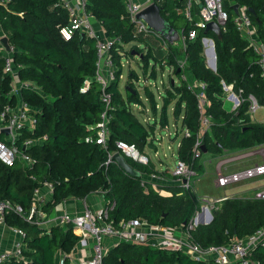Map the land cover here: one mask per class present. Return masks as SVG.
Instances as JSON below:
<instances>
[{"label":"trees","instance_id":"16d2710c","mask_svg":"<svg viewBox=\"0 0 264 264\" xmlns=\"http://www.w3.org/2000/svg\"><path fill=\"white\" fill-rule=\"evenodd\" d=\"M162 8L161 14L176 28L182 15L176 7L186 0H153ZM202 1V0H201ZM251 18L255 33L264 44V0H233ZM86 12L93 15L107 36L113 41L110 51L116 66L115 79L108 82L105 90L110 93L107 107L109 134L105 145L97 143V129L101 122L104 104L99 101L100 85L94 79L96 67L95 38L75 32L64 39L60 28L68 21V12L59 0H9L0 5V34L7 37L12 48V63L16 67L22 103L33 114L32 130H21L15 142L18 150L32 158L27 164L16 157L10 164L0 161V200H9L22 207L21 213L8 212L5 222L24 232V247L19 258H11L2 264H54L57 250L68 252L78 239L71 224L52 225L48 230L35 222L25 220L34 189L44 183L52 186V201L66 197L85 198L101 190L105 203L114 201L109 219L115 226L122 220L135 217L151 224L184 227L200 207V201L190 189L178 185L168 186L170 193L162 195L145 183L141 175L157 172L150 160L145 163L124 155L125 160L140 176L125 172L115 161H104L108 152L119 151L116 140L133 144L139 153L149 143L156 124L168 123L167 106L174 100L172 113L180 126L177 136L184 129L176 149L177 158L195 174L204 170L202 160L206 155H221L249 149L264 143V123L252 121L247 113L248 102L241 101L232 110L223 107L222 82L231 84L232 90L242 97L253 94L259 105L264 104V80L260 75L257 54L248 39L237 28L232 5L222 0L227 18L221 28L222 36L216 38L211 30H201L194 39L186 41L183 52L180 47L167 45L163 56H155L147 42L141 45V37L133 35V23L125 8L124 0H84ZM198 10V4H192ZM197 6V7H196ZM251 8L253 12H248ZM192 10V9H191ZM183 31L193 27V22L182 19ZM213 38L215 70L206 66L201 37ZM137 41H140L139 43ZM128 48L124 45L130 43ZM182 52L184 68L178 63L177 54ZM136 53V55H135ZM6 51L0 49V109L5 104L15 105L11 92L10 73L3 72ZM140 57L142 73L149 62V75L155 77V63L167 64L171 73L178 77L177 84L169 83L160 107L158 119L142 123L132 112L131 104H142L134 80L138 75L129 71L130 87L124 93L118 88L123 56ZM158 55V54H157ZM187 72L188 78L182 75ZM183 73V74H182ZM205 82L206 113L211 116L208 131H202L200 148L195 154V142L199 135L200 120L195 93L188 88L189 80ZM151 110L156 112V100L146 85L143 87ZM23 147L26 137L42 138ZM85 137L91 140H85ZM1 138V135H0ZM200 147V146H199ZM208 223L198 222L190 230L191 238L202 247L219 246L234 238H242L264 225V198L231 196L216 201L210 210ZM27 257V258H25ZM252 257L264 264V245L256 246ZM104 264H217L212 260H194L179 249L151 246L144 242L119 241L103 257ZM63 264H70L65 258ZM233 264V263H227Z\"/></svg>","mask_w":264,"mask_h":264},{"label":"built area","instance_id":"2783aa9c","mask_svg":"<svg viewBox=\"0 0 264 264\" xmlns=\"http://www.w3.org/2000/svg\"><path fill=\"white\" fill-rule=\"evenodd\" d=\"M9 0H0V5L6 6ZM61 5L66 8L68 12V21L60 28V33L64 39L70 38L75 32L83 33L85 36L95 38V52H96V67L94 73V79L100 85L99 101L104 104V110L101 112V122L98 124L96 142L105 145L106 137L109 134V128L107 126V107L110 105L111 95L105 90V86L108 82L115 79V65L111 55V45L114 40L107 37H102L98 34L95 25L93 23V15L86 12L84 0H59ZM125 8L128 12L131 22L133 23V35L136 37H146L153 33L152 30L147 28L146 23L143 20H136L135 14L146 6L150 0L139 2L137 0H124ZM192 4L200 5L198 18L192 19L189 13V8ZM185 17L193 22V27L189 28L186 32H180V38L182 44L185 46L186 41L194 39L198 36L201 30L205 29L207 22L216 21L222 28L227 14L222 7V0H187V8L184 13ZM238 30L248 39L252 50L257 54V63L260 69V75L264 80V44L258 37L252 35L251 18L245 11L239 13L235 17ZM1 37V36H0ZM205 36L201 37V44L203 47L204 59L211 67V62L215 59V54L212 52L213 42ZM11 47V46H10ZM3 46L0 43V49ZM4 49V48H3ZM5 50V49H4ZM6 51V50H5ZM11 52L6 51L7 55L4 58L3 72L12 73L16 71V67L12 63ZM169 72L171 67H169ZM17 72V71H16ZM27 85V83H24ZM206 84L200 80H192L188 83V88L195 93L197 99V109L199 111L200 129L199 135L195 142V154L199 153L201 139L199 138L202 131H208L211 125V116L206 113L205 106L207 103L204 93ZM222 88L224 93H230V98L233 100L232 109L239 106L241 101L246 100L248 102L247 113L250 118L256 109L260 106L257 99L253 94H248L245 98L241 96L240 90L234 92L231 84H225L222 82ZM35 118L32 113L26 110V106L21 102L20 105L5 104L0 109V161L6 164H10L16 157L27 164L32 163V158L18 150L15 142L21 133V130H32L34 127ZM188 136L189 132L184 129L182 134ZM46 136L42 138H30L26 137L22 140L23 147H27L33 142H41ZM85 140H91L89 137H85ZM115 145L124 155L130 156L140 162H146L147 158L138 153L136 147L133 144H128L123 140H116ZM114 152H108L107 158L104 161L107 164L112 160V154ZM171 176L176 178L182 189H190L191 179L195 176V172L188 167L183 161L177 159L173 167L169 170ZM264 174V157L261 162L244 167L242 169L224 173L220 170L216 172L215 183L217 186H225L231 183L240 182L249 178H253ZM153 178H162L157 173H151ZM141 183H143L141 181ZM52 191L50 183H44ZM38 192V187L34 189V195ZM30 203L28 213L25 216V220L29 222H40V202H37L34 198ZM254 198H264V187L255 190L253 193ZM225 197L213 200L211 203L205 197H198L201 205L198 210L190 217L182 229L183 234L177 235L174 233L175 227H169L159 224H151L140 219L138 217L122 220L115 226L109 219V213L113 210L114 201H108L103 206L92 209L89 206H85L83 211L75 213L73 215L64 214L57 218L59 224H71L72 228L77 230L80 242L82 244L89 243L91 253L90 257L79 262L78 264H104L103 257L106 253L103 241L107 236H115L122 238L126 241L144 242L155 247H163L166 249H179L184 251L190 258L194 260H212L217 264H261L259 260L252 257L253 249L258 245H264V225L256 228L252 233L242 238H234L229 243L219 246L202 247L198 243L194 242L190 235L192 230L202 214H208L210 211L209 205L212 208L216 201L224 199ZM215 201V202H214ZM209 203V204H208ZM21 213L22 207L18 204L12 203L5 199L0 200V226L5 223V216L8 212ZM204 214V215H203ZM15 231L20 239L14 242L13 249L11 251L0 252V264L11 258H19L22 256V248L24 246L23 238L24 232L14 227ZM88 239H90L88 241Z\"/></svg>","mask_w":264,"mask_h":264},{"label":"crops","instance_id":"0c3cea01","mask_svg":"<svg viewBox=\"0 0 264 264\" xmlns=\"http://www.w3.org/2000/svg\"><path fill=\"white\" fill-rule=\"evenodd\" d=\"M137 1L143 2L145 0H137ZM150 1L152 2L153 0H150ZM228 1L232 5V7H233V4L236 3L233 0H228ZM186 8H187V0L185 1V4L182 7H176L175 8L176 12L179 13L180 15H182V18L178 19L179 24L175 28V29H177V31L179 33L181 31H183V24H181L182 19L183 20L187 19L184 15ZM199 8H200V5L198 6V10H197V8L195 9L194 6H193V8H192V6L189 8V13H190V16L193 20L198 18ZM237 9H238L239 13H242L245 11V8L240 7L239 5H238ZM232 11H233V8H232ZM236 16H237V14L234 13V18ZM93 23L95 25V28H96L98 34L100 36H105V32L103 31L101 26H99V23L96 21L95 18L93 19ZM250 30L253 33L252 35L253 36L255 35L257 37V35L255 33V28L253 27V25L251 26ZM241 35H243V34L241 33ZM0 36H3V35L0 34ZM148 36L154 37V38H156V40L161 41L162 46H163V49H162L163 52L161 53L162 55H164L166 53V51H168L167 50L168 43L165 40H163L162 38H160L159 36H157L154 32L150 35H147L146 37H142V38H144V40L142 42H140L141 45H144L145 44L144 42H147L145 40L147 39ZM205 37H207V36H205ZM207 38H211V37H207ZM211 39L213 40V38H211ZM174 47H176V46H172V48H174ZM177 47H182L183 50L185 48V46L183 44L181 46H177ZM213 48H214V44H213ZM203 57H204V53H203ZM178 63L184 68V66H185V60L184 59L181 62L178 60ZM165 66H167L169 69V66L167 64H165ZM209 68L211 69V67H209ZM168 73H169V70H168ZM10 75H11V77H10L11 92L14 94L15 102L18 105H20L22 102L20 89L24 83H21V81L18 79V75H17L16 71L13 72V74L11 73ZM175 77H177V76L175 75ZM182 77L185 79L184 74L182 75ZM192 80H189V82ZM224 94H225L224 97L227 96L228 98H230V93H224ZM230 99H232V98H230ZM230 110H232V108ZM252 119H253V115L251 117V120ZM257 122H259V121H257ZM176 125H177V123H176ZM175 130H176V127H175ZM179 142H180V139H179ZM179 142H178V145H179ZM146 146H148V148L155 150L154 144L151 145L148 143ZM249 149L224 152L221 155H206L202 160L203 167L205 169V164H207V162L210 161V158L218 159L216 162V165H215V169H214L215 170V178H216V172L218 170H220L224 173H228V172L236 171V170L242 169L244 167H247V166L261 162V160L264 157L263 153H260L261 157H262V158H260V160H255L254 162L252 161V163H248V164H246V163H242L240 165L238 164V166H241L240 168L239 167H236V169L232 168V165H231L232 163H237L236 161L239 159H244V158L250 159L251 156L256 153L255 150L250 151ZM139 154H141L142 156H145L147 158L146 161L150 160L152 162V160L149 158V156L147 154H145L143 151ZM176 158H177V155H176ZM132 159H134V158H132ZM134 160H137V159H134ZM137 161H139V160H137ZM143 163H145V162H143ZM154 165H155V168L157 170V172H155V173L161 175L162 178H153L150 176L151 173L142 174L141 180L143 183H145L146 186L147 185L150 186L151 188H153L154 190H157L162 195H168L170 193V189L168 186H170V185L180 186V184L178 183L176 178L171 176L169 170L172 167H170V165L167 162H164L161 159H159V163L158 164L154 163ZM152 173H154V172H152ZM260 176H256V177H260ZM215 178H214V184H215V186H217L215 183ZM193 181H195V180H193ZM260 181H262V183H259ZM254 182H255V185L250 186L248 189L250 191V193L245 195V196H252L253 197V193L255 190H258V189L264 187V179H258ZM236 183H238V182H236ZM231 184H235V183H231ZM190 190L196 195L197 198L200 196L195 192V190L192 186V182H191ZM201 197L207 198L209 200V202L211 203L213 200H216V199H219L222 197L226 198V197H229V195H227V194H223V195H219V196H212V195L204 196L203 195ZM238 197H243V195H240ZM34 198L36 199L37 202H40V209H39L40 215L38 216L40 219V222L38 223V225L41 226L42 228L46 229V230H48L52 225L62 226L63 224H59L57 221V218H59L60 216H62L64 214L73 215L75 213H80L83 211V209L86 205L91 207L92 209H94V208L101 207L105 204L103 197H102L101 190H96V191L90 193L89 195H87L85 198L66 197L59 202L53 203L52 206L50 205L48 208L44 209L43 207L44 206L46 207L48 205V203L52 201V191L45 185L38 187V192L34 195ZM200 205H201V203H200ZM209 208L211 210L210 205H209ZM206 220H208V214H205L204 217H202V214H201V216L199 218V222L204 223ZM14 227L15 226L10 225L8 222L7 223L5 222L0 226V252L1 251H11L13 249L14 242L17 241L18 239H20V236L15 231H13ZM73 233L78 236L77 241L75 242L73 247L68 252L63 251L62 249L57 250L55 252V255H54V264H63V261L65 258L68 259L70 264H78L79 262L90 257L91 249H90L89 243L82 244L80 242L77 230L73 229ZM174 233L177 235H180V234L182 235L183 231H182L181 227H175ZM89 240L90 239H88V241ZM121 240L126 241L122 238H117L115 236L105 237L103 244H104L106 253L109 249H111L113 246H115ZM146 244H148V243H146ZM25 258H27V257H25Z\"/></svg>","mask_w":264,"mask_h":264},{"label":"rangeland","instance_id":"374dc122","mask_svg":"<svg viewBox=\"0 0 264 264\" xmlns=\"http://www.w3.org/2000/svg\"><path fill=\"white\" fill-rule=\"evenodd\" d=\"M102 37H107L106 32H105V36H102ZM143 40L144 38L141 39V41ZM145 41H147V44L150 46L155 56L157 57L163 56L161 54L163 52L162 50L163 46L160 40H156V38L148 36ZM137 42L139 43L140 41H137ZM130 44L131 42L124 45V48H128ZM180 48H181V51L183 52V48L182 47ZM182 52H180L176 56V58L180 62L183 60ZM120 60H121L122 69H121V73L119 74V79H118L119 90L122 93H124V87L125 86L130 87L128 73L129 71L134 70L136 74L138 75V79L134 80L133 85L138 90V93L142 100V104L132 103L130 108L132 112L137 116V118L142 123L147 124V123L153 122V120L158 119L160 107L163 101L162 96L166 94L165 93L166 86L169 87L170 86L169 83L171 81L177 84L178 78L175 77L173 72L168 73L167 66L163 65V67H160L161 65L160 63H158L159 61L155 63L156 64L155 65L156 74H155V77L153 78L149 75L152 59L150 60L149 62L150 65L148 66L145 73H142V68H141L142 61L140 60L139 57L123 56ZM205 64L208 66L206 62ZM184 76H185V79L188 78L187 72L184 73ZM144 85L150 88V91L156 100V112L155 113L151 110L150 105L146 99L145 93L143 92ZM173 103H174V100L171 103H169L167 106V111H166L167 119H168L167 125L161 128L159 127L158 124H156L153 136L151 137V139H149V142H153L155 150L148 148V146H145L143 149V152L149 156L152 162H154L155 164H158L159 159H161L162 161L167 162L170 165V167H173L174 163L176 162V159H177L176 149H177L180 136L182 134L181 132L177 136L174 135L175 127L178 128L180 126V115L178 117L179 119L177 120V125H176V122H175V119L172 113ZM223 106L226 110H230L233 106V100L228 98L227 96L224 97ZM253 119L252 121H259V122L264 123V104L260 105L256 109V111L253 113ZM249 150L250 151L255 150L256 153L253 154L250 159L249 158L239 159L236 161L237 163H232L231 165L233 169H236V167L240 168L241 166H238V164L239 165L242 163L248 164V163H252V161L254 162L255 160H260V158H262L260 153L264 154V144L256 145V147L255 146L251 147ZM217 160L218 159L216 158H210V161L207 162V164H205V169L201 173L193 176L191 179L192 186L195 192L198 195H200L199 197L203 195L204 196L206 195L219 196L223 194H227L229 195V197L240 196V195L245 196L250 193V191L248 190L249 187L255 185L254 181L258 179H264V174H262L261 176L259 175L260 177L249 178V179L242 180L235 184H228L225 186H215L214 184L215 170L214 169H215ZM259 183H262V181H260Z\"/></svg>","mask_w":264,"mask_h":264},{"label":"water","instance_id":"95a60500","mask_svg":"<svg viewBox=\"0 0 264 264\" xmlns=\"http://www.w3.org/2000/svg\"><path fill=\"white\" fill-rule=\"evenodd\" d=\"M238 4H233V12L235 14H239L238 11ZM161 6L157 4L156 2L152 1L149 2L146 6H144L140 11H138L135 14L136 20H143L146 23L147 28L152 30L157 36L165 40L169 45L172 46H181L182 41L180 38V33L175 29L170 22L161 14ZM248 12H253L251 8L247 9ZM207 30H211L214 32L216 38L220 39L222 36V31L220 25L216 21H209L207 22L204 32ZM83 35V33H81ZM211 42H213L212 39H210ZM0 42L3 46V48L10 52L11 47L7 41L6 36L0 37ZM212 52H214V48L212 46ZM141 55L139 56V58ZM211 69L215 70V59L211 62ZM172 83V81H171ZM128 87V86H126ZM200 148L205 152L204 146L200 145ZM112 160L115 161L125 172L130 173L135 176H140V172L135 170L132 166L127 163L125 160L123 154L119 151H116L112 154ZM212 218V215L210 212H208V220H206L204 223H208Z\"/></svg>","mask_w":264,"mask_h":264}]
</instances>
